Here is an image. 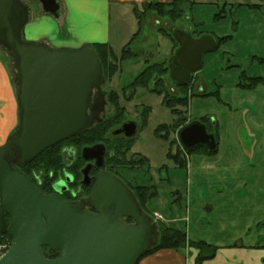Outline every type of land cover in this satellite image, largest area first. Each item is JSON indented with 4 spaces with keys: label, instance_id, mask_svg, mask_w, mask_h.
<instances>
[{
    "label": "rangeland",
    "instance_id": "obj_1",
    "mask_svg": "<svg viewBox=\"0 0 264 264\" xmlns=\"http://www.w3.org/2000/svg\"><path fill=\"white\" fill-rule=\"evenodd\" d=\"M193 1L191 7L183 6L184 15L175 22L155 12L144 15L143 25L129 48L136 56L125 61L119 58L123 48L121 43L132 31H137V26L132 27L130 15L111 12L108 30L113 40L112 50L116 57L113 62L117 70L109 80L103 75L101 91L105 94V106L101 116L104 119L114 116L115 107L108 98L109 92L114 90L123 116L112 129L128 119L138 123L128 157L136 153L145 157L147 162L143 169L117 168L113 173L129 187L147 183L155 185L157 195L144 211L155 221L156 230L163 223L183 230L187 242L203 240L211 245L264 247V86L260 84L255 89L238 86L240 81L248 82V78L254 75L264 77V0ZM252 4H257V8ZM216 13L223 17L214 19ZM28 16L38 17L36 7ZM194 23L198 24L195 31L213 37L230 36L203 55L199 70L188 84V94L193 96L186 107H179L184 111L186 123L207 119L208 130L217 137L218 148L214 154L206 153L199 146L191 151L180 146V151L173 142L177 141V128L174 127L177 117L161 104L162 96L149 90L132 91L128 87L146 66L161 62L168 66L176 48L161 30L170 32L173 27H179L191 34ZM26 27H30L29 24L25 23L22 29ZM49 29L53 35L50 32L48 40L52 45L58 44L56 36L60 38V33L53 31L52 27ZM40 31L32 34L38 37ZM79 34L82 36L85 32L79 31ZM33 35L25 33L20 37L26 42L39 43ZM0 60L9 71L16 94V63L2 45ZM164 80L169 93L182 96L181 89L168 74ZM4 91L2 89V93ZM204 93L208 95L202 96ZM9 95L10 90L0 100L5 101L3 111L10 112L6 107ZM146 107L150 110L143 123L141 115ZM160 124H167L172 130L157 132ZM16 128L17 125L0 138V146ZM118 137L122 138L121 135ZM168 152H180V158L185 160L184 166L176 165L168 157ZM183 249L188 254H195V258L200 252L189 244Z\"/></svg>",
    "mask_w": 264,
    "mask_h": 264
},
{
    "label": "water",
    "instance_id": "obj_2",
    "mask_svg": "<svg viewBox=\"0 0 264 264\" xmlns=\"http://www.w3.org/2000/svg\"><path fill=\"white\" fill-rule=\"evenodd\" d=\"M36 1L45 13L57 16L56 0ZM27 16L22 0H0V45L16 63L18 110L17 128L0 146V234L12 240L0 264H136L156 243L157 230L119 178L107 172L97 175L86 201L92 213L80 202L43 194L19 169L44 149L98 121L105 105L102 66L93 48L53 49L23 41L20 31ZM171 33L178 45L168 75L174 84H184L217 42L211 35L194 37L179 27ZM135 132V122L128 121L112 134L132 137ZM177 138L186 150L217 146L199 120L180 127ZM103 151V145L95 144L82 148V156L94 158ZM124 217L133 223H125ZM42 247L58 256L44 257Z\"/></svg>",
    "mask_w": 264,
    "mask_h": 264
},
{
    "label": "trees",
    "instance_id": "obj_3",
    "mask_svg": "<svg viewBox=\"0 0 264 264\" xmlns=\"http://www.w3.org/2000/svg\"><path fill=\"white\" fill-rule=\"evenodd\" d=\"M194 4L193 0H171L169 2H158V1H149L142 3L140 5L141 9H139L138 5L134 4L132 10L137 17V31L132 34L130 40L123 46L120 59L121 61H125L127 59H131L136 56V53L130 50V43L134 38H136L138 32L140 31L143 25L144 15L149 12H155L157 15L161 17H168L169 20L172 22L177 21L178 19L182 18L184 15L183 6L188 5L192 6ZM253 7V5H251ZM223 15L216 13L214 15V19L222 18ZM163 35L168 37L175 45L174 48L177 47V42L174 40L171 31L167 32L165 29L161 30ZM191 35L194 37H198L200 35H205L204 32L195 31L191 32ZM230 36H222V37H215L217 45L216 47L225 42L229 39ZM95 51L101 66H102V73L106 76L109 80L117 70L116 64H114V60L116 59L112 49L107 43H92L89 45ZM215 47V48H216ZM214 48V49H215ZM262 62L261 59H259ZM169 69L163 62L161 63H153L145 68H143L129 83L128 87L133 91L136 89L141 90H149L150 92L154 93L157 96H162L161 104L169 109V111L177 117V121L174 124V127L178 128L181 125L186 123V118L184 117V111H181L179 107H186L188 105V101L192 93L188 94V84H175L181 92L183 93L182 96H174L169 93L166 89V84L164 80V76L168 74ZM169 76V75H168ZM258 84L264 85V77L261 76H252L248 78V82L240 81L238 86L243 89H253ZM201 95V94H198ZM207 93H204L202 96H207ZM109 102L111 105L115 107V113L111 118L104 119L101 122H94L91 125L87 126L84 130L80 131L79 133L70 136L69 138L54 144L43 151H41L32 161L27 164L26 169H28V173H32L33 169L35 171H40L42 176L45 179L46 184H48L51 180L53 181L58 174H60L64 167V154H63V147L71 146L73 149L79 153L81 148L84 147H91L95 144H102L106 147L107 151L112 152V154H108L106 157V164L109 167L114 169L123 168L126 170L133 169H143L144 166L147 164L146 158L142 157L139 154H132L131 158L128 157V153L131 149V139L132 138H119L116 135L112 134V129L116 124H118L122 120V107L119 105V97L114 90H111L108 94ZM149 107H146L142 111V121L146 118L149 113ZM186 111V110H185ZM182 116V117H181ZM201 123L207 125V119L202 118L198 119ZM144 123V121H143ZM172 130L170 126L167 124H160L156 131L164 133H168ZM214 138L217 145V137L215 134ZM165 137V135L163 136ZM174 143L178 145L176 140H173ZM179 150L180 146L178 145ZM198 148H202L206 150V153L214 154L217 149L215 150H208L205 146H199ZM192 150V149H191ZM186 150V151H191ZM194 150V149H193ZM181 151V150H180ZM168 157L171 158L176 165L179 167L184 166L185 160L180 158V152L171 153L168 152ZM129 163L134 164L132 166ZM69 169V168H68ZM72 171V174L75 177H78V170L76 168L69 169ZM109 172H113L112 169L108 170ZM29 175V174H28ZM30 176V175H29ZM44 182V184H45ZM148 184V185H147ZM140 184L133 187H128L131 193L134 195L138 205L144 211L145 208H148L147 204L151 201L156 195L157 190L155 185L153 184ZM39 190L45 194L49 192L52 187H38ZM89 189H86L85 194H88ZM145 212V211H144ZM148 215V214H147ZM152 217V216H151ZM159 231V236L157 238L156 244L146 250L138 259V261L150 255L157 250L163 249H170V250H179L185 248L187 244L191 245L192 247L197 248L200 250L199 254L195 258V264H201L204 260L210 259L214 256L215 250L217 249L216 246L211 245L203 240L198 241H186V233L174 226H167L163 223L159 224V228L157 230V235ZM207 252V253H206ZM42 254L44 257L53 259L58 256L57 252H49L46 247H42ZM137 261V263H138ZM136 263V264H137Z\"/></svg>",
    "mask_w": 264,
    "mask_h": 264
},
{
    "label": "crops",
    "instance_id": "obj_4",
    "mask_svg": "<svg viewBox=\"0 0 264 264\" xmlns=\"http://www.w3.org/2000/svg\"><path fill=\"white\" fill-rule=\"evenodd\" d=\"M22 1L27 5L28 13L33 7H36L38 17L31 18L27 16L26 25L29 24L30 27L21 29L20 36L25 33L33 35L32 32L41 30L38 32V37L33 35L34 38H37L35 41H40L39 43H44L53 49H78L92 43H107L113 49V40L108 30L111 12L115 15H130L131 20H129L133 27L137 26V17L132 10L134 4L140 7L142 3L149 1L169 2L171 0H56L59 4L57 16L45 13L36 0H32V2H30L31 0L28 2L26 0ZM252 5L253 8L258 6L257 4ZM196 25L198 24L191 25L194 26L193 30L196 29ZM50 27L54 29L53 31L60 33V38L56 36V42H58L56 45H52L48 40L50 32L53 35V32L49 31ZM79 31H84L85 34L81 36ZM134 32L132 31L128 38L121 43L122 46L130 40ZM2 89H5L4 93H2ZM9 90L10 101L6 107H9L10 112L2 110L5 101H0V138L7 135L8 131L18 124V110L15 115L17 108L16 94L13 91L9 71L0 60V100L2 95L8 93ZM9 118L12 119L8 120ZM213 245L217 247L215 254L205 264L208 262H210L209 264H264V247ZM194 261L195 254H188L186 249H163L141 258L137 264H195Z\"/></svg>",
    "mask_w": 264,
    "mask_h": 264
},
{
    "label": "flooded vegetation",
    "instance_id": "obj_5",
    "mask_svg": "<svg viewBox=\"0 0 264 264\" xmlns=\"http://www.w3.org/2000/svg\"><path fill=\"white\" fill-rule=\"evenodd\" d=\"M26 1L28 2L29 0H26ZM102 75L104 74L102 73ZM100 89H101V86H100ZM93 96H94V93H92V100L94 99ZM103 110L99 113V116H98L99 120L94 121V122H101L102 120H104V118L101 116V113L103 112ZM128 121H133V119H128L126 121L121 122V124L118 127H120L124 122H128ZM190 122L192 121H189L186 124ZM135 124H136V130H137L138 123L135 122ZM184 125H181L180 127ZM180 127H178L177 130ZM177 130H176V135H177ZM206 130L208 133H212L210 132V130H208L207 125H206ZM119 135L126 138V136L122 134H118L116 136H119ZM132 137H127V138H132ZM177 142H178V145L180 146L178 138H177ZM103 147H104V151L102 152L100 156L94 157V158H85L82 156V148L80 149L79 153H77L76 150L73 149L71 146H66V147L64 146L63 154H64L65 167L63 171L60 174H58V176L53 181L51 180L48 184H46L45 179L42 176V173L40 171H35L33 169L32 173L30 172L28 173V169H26V166L27 164H29V162L20 166L19 169L29 178V180L33 183L35 187L37 188L38 187H52L51 190L49 192H46L45 194L56 193L64 201H68L71 203L80 202L84 209L93 213L94 212L93 208L89 207L86 204V201L88 200L89 194L95 184L97 175L99 173H102V172L110 173L114 175L115 177L119 178L125 184V186L129 187L120 176L116 175L113 172L108 171L109 169L115 170L114 168L109 167V165L106 164V157L108 154L109 155L112 154V152L110 153V151H107L104 145ZM13 165L16 166V161L13 162ZM68 168L69 169L76 168L78 170V177H75L72 174V171H69ZM86 189H89L88 194H85ZM123 221L127 224L133 223V220H131L130 217H124Z\"/></svg>",
    "mask_w": 264,
    "mask_h": 264
},
{
    "label": "built area",
    "instance_id": "obj_6",
    "mask_svg": "<svg viewBox=\"0 0 264 264\" xmlns=\"http://www.w3.org/2000/svg\"><path fill=\"white\" fill-rule=\"evenodd\" d=\"M156 217L160 216L156 214ZM10 245L11 238L9 236L0 235V257L9 249Z\"/></svg>",
    "mask_w": 264,
    "mask_h": 264
}]
</instances>
